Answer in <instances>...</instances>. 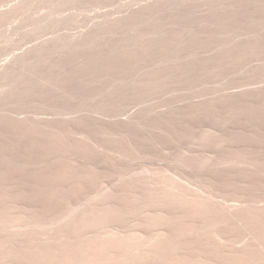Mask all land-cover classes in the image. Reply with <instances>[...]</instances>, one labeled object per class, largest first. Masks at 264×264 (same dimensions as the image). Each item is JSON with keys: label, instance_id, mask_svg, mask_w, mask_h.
I'll return each instance as SVG.
<instances>
[{"label": "rangeland", "instance_id": "obj_1", "mask_svg": "<svg viewBox=\"0 0 264 264\" xmlns=\"http://www.w3.org/2000/svg\"><path fill=\"white\" fill-rule=\"evenodd\" d=\"M0 264H264V0H0Z\"/></svg>", "mask_w": 264, "mask_h": 264}]
</instances>
